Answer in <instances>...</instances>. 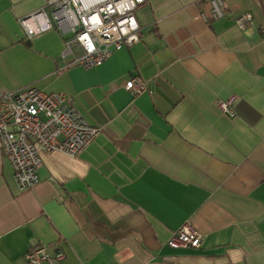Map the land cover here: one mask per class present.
I'll return each mask as SVG.
<instances>
[{"label":"crops","instance_id":"0c3cea01","mask_svg":"<svg viewBox=\"0 0 264 264\" xmlns=\"http://www.w3.org/2000/svg\"><path fill=\"white\" fill-rule=\"evenodd\" d=\"M223 2L214 19L209 2L147 0L140 41L84 68L55 26L26 39L20 18L46 0H0V93H64L100 127L77 156L43 153L28 190L0 149V264L33 243L62 249L57 264H264V0ZM232 97L235 116L216 105ZM186 222L202 246L167 245Z\"/></svg>","mask_w":264,"mask_h":264},{"label":"built area","instance_id":"2783aa9c","mask_svg":"<svg viewBox=\"0 0 264 264\" xmlns=\"http://www.w3.org/2000/svg\"><path fill=\"white\" fill-rule=\"evenodd\" d=\"M147 0H46L43 8L20 18L28 40L54 26L65 38L64 54L74 56L73 63L84 68L101 65L116 50L140 41L141 26L136 11ZM209 2L214 19L224 16L223 0ZM206 22L210 18L202 10ZM244 29L254 23L252 12L235 18ZM124 88L133 96L148 89V81L132 75ZM235 97L217 99L216 105L235 116ZM100 133L61 92H46L35 85L0 93V149L13 168L19 191L34 188L40 182L43 153L61 151L79 155ZM204 234L186 222L173 231L166 244L174 248H200ZM65 257L43 243H33L25 253L27 264H57Z\"/></svg>","mask_w":264,"mask_h":264}]
</instances>
